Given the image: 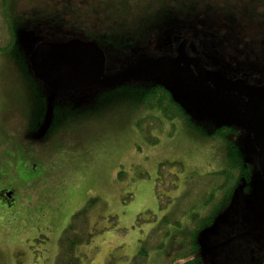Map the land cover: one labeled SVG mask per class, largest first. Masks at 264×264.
Listing matches in <instances>:
<instances>
[{
    "label": "rangeland",
    "instance_id": "1",
    "mask_svg": "<svg viewBox=\"0 0 264 264\" xmlns=\"http://www.w3.org/2000/svg\"><path fill=\"white\" fill-rule=\"evenodd\" d=\"M43 2L0 0V191H14L13 204L0 196V264H57L61 238L72 221L79 231L92 233L90 243L79 246L84 264H133L164 214L174 209L175 216H181L177 206L183 209L191 201V196H184L187 188L204 193L211 180L206 173L223 168L221 141H198L187 133L183 119L168 120L161 110L136 111L127 94L104 82L152 60L175 56L174 50L152 48L160 38L152 25L132 28L140 41L127 55L135 57L123 59L105 50L103 82L74 92L80 95L58 94L51 101L53 113L52 92L33 79L30 69L19 70L18 60L3 49L10 37L7 13L23 18L16 23L22 49L29 52L37 40L47 38L45 31L30 24L33 6ZM49 2L55 7L61 0ZM69 2H82L87 14L106 24L101 0H92L94 6L89 0ZM125 5L134 6L130 0ZM88 21H83L85 30ZM148 46L152 49L146 50ZM123 82L172 87L207 132L231 119L241 129L238 145L243 156L256 159L257 147L241 118L237 94L203 83L181 66ZM8 158L16 160L17 167L5 173ZM237 204L236 224L221 227L215 264H251L243 259L252 255L260 224L251 213L254 202L238 199ZM80 211L84 214L75 218ZM186 217L182 220L187 226ZM170 260L165 253L150 257L155 264Z\"/></svg>",
    "mask_w": 264,
    "mask_h": 264
},
{
    "label": "trees",
    "instance_id": "2",
    "mask_svg": "<svg viewBox=\"0 0 264 264\" xmlns=\"http://www.w3.org/2000/svg\"><path fill=\"white\" fill-rule=\"evenodd\" d=\"M89 1V5L94 6L92 0ZM44 2L33 6L34 18L30 19V24L45 31L47 38L63 40L76 34L84 39L97 38L99 44L112 56L122 55L126 59L135 57V54L127 55V52L130 49L134 51L140 41L132 28L152 25V30L160 34L152 48L160 52L174 50L176 54L180 44L187 40L186 53L198 58L207 68L219 70L232 79L244 78L250 84L264 85V0H130L134 4L132 9L125 5L127 0H122L123 4L101 0L102 10L106 12L102 16L106 22L104 25L87 14L90 12L86 11L87 5L82 2L70 5L69 0H61L59 4L65 6L63 17L62 12L57 11L58 5L53 7L49 0ZM45 8L48 12L44 17L38 16L40 20L35 18L37 12ZM6 15L10 37L3 49L18 60L19 70L22 69L24 73L26 68L30 69L33 79L40 81L34 74L30 60L34 48L27 52L17 42L19 36L16 23H21L23 18L15 15L11 17L8 13ZM86 18L89 20L88 32L83 28ZM148 48L145 49H152ZM126 84L117 83L112 89L127 94L126 97L129 96L133 101L136 111L161 110L168 120L183 119L187 133L198 141H221L220 154L223 160L222 169L206 173L205 177L211 180L204 193L187 188L184 196H191V201L183 209L177 206L183 212L181 216H175L174 209L164 214L146 237L133 264H155L150 261V257L161 253L171 259L169 264H215L213 254L217 239L221 236V227L236 224L234 220L239 211L238 199L240 202L248 201L249 204L254 202L251 213L260 224L251 248L252 255L243 260L251 264H264V177L257 157L251 161L243 156L239 148L241 129L229 119L207 132L203 128L206 126L199 123L172 87L159 82H149L139 87ZM76 91L65 94L76 96L79 94L74 93ZM240 99L242 111L244 99ZM51 101L54 100L49 99V105L55 113ZM83 214L84 211H80L74 217ZM184 217L191 226H186L182 220ZM91 236L90 231H79L77 224L72 221L61 238L57 264H84L78 250L80 245L90 243ZM149 244L151 248H147ZM155 261L158 262L157 259Z\"/></svg>",
    "mask_w": 264,
    "mask_h": 264
},
{
    "label": "water",
    "instance_id": "3",
    "mask_svg": "<svg viewBox=\"0 0 264 264\" xmlns=\"http://www.w3.org/2000/svg\"><path fill=\"white\" fill-rule=\"evenodd\" d=\"M187 43L184 40L180 44L173 58L152 60L143 67L127 70L118 78L105 80L106 53L93 40L44 41L35 46L30 60L36 78L51 90L50 100H55L60 93L87 89L103 80L116 85L128 79L149 77L161 68L181 66L191 70L201 82L244 99L242 117L257 147L256 157L264 177V85L250 84L244 78L232 79L219 70L207 68L198 58L186 53Z\"/></svg>",
    "mask_w": 264,
    "mask_h": 264
},
{
    "label": "flooded vegetation",
    "instance_id": "4",
    "mask_svg": "<svg viewBox=\"0 0 264 264\" xmlns=\"http://www.w3.org/2000/svg\"><path fill=\"white\" fill-rule=\"evenodd\" d=\"M58 6H59V8H58V12H62V17H63V15H64V12H65V6H64V4H58ZM48 12V10H46V8L45 9H41V10H39L38 12H37V14H36V17H38V16H42L41 18H43L44 17V15H45V13H47ZM50 12V11H49ZM51 13H54V12H52L51 11ZM56 13V12H55ZM75 14V13H74ZM31 16L33 17V15L31 14ZM35 17V18H36ZM31 19V18H30ZM37 20V19H36ZM93 31V30H92ZM85 32H88V30H85ZM93 32H95V31H93ZM98 37V36H97ZM72 38H79V39H81L82 37L81 36H78L77 34H76V36H74V37H71V38H68V39H63V40H55V39H51V38H41V40H39V42H38V44L39 43H41V42H44V41H51V42H63V41H66V40H69V39H72ZM99 38V37H98ZM44 39H47V40H44ZM83 39V38H82ZM86 40H93V41H95V42H97L98 44H99V42L97 41V38L95 39H92V38H90V39H86ZM100 45V44H99ZM101 46V45H100ZM4 165H5V168H6V171L5 170H2V172H5V173H7V172H9L10 170H16V167H17V162H16V160H13V159H11V158H8V159H6L5 160V162H4ZM8 193H11V197H8ZM0 196L5 200V202H7L8 204H13V202H14V191L13 190H7V189H3V190H1L0 191Z\"/></svg>",
    "mask_w": 264,
    "mask_h": 264
}]
</instances>
